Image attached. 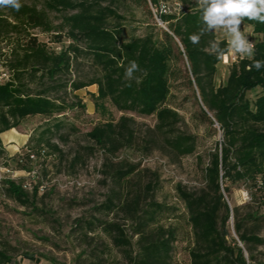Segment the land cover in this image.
<instances>
[{
	"label": "trees",
	"instance_id": "obj_1",
	"mask_svg": "<svg viewBox=\"0 0 264 264\" xmlns=\"http://www.w3.org/2000/svg\"><path fill=\"white\" fill-rule=\"evenodd\" d=\"M132 1L145 7L149 14L148 3L154 7L158 3L157 0ZM45 9L28 5H22L19 11L10 8L14 20L25 28L52 32L55 43L61 42L63 37L70 42L59 52L49 50L44 42L30 34L16 42L13 59L7 65L9 77L0 82V134L18 127L28 116L56 118V114L63 113L66 107L49 92L65 86L59 84L62 76L70 71L73 63L86 59L99 76L86 82L72 81L69 86L78 90L95 84L96 93L92 94L95 111L109 116L88 133L91 139L101 146L114 143L116 124L110 117L107 107L110 104L122 113L121 121L126 120L128 112L154 116L155 130L162 135L169 150L185 156L194 149V137L178 132L179 113L166 104L170 81L181 76L194 95L201 120L216 124L222 134L220 147L209 153L203 169V189L198 194L181 193L192 234L188 249L190 264H264V260L255 259L250 249V246L264 245V239L244 229V223L258 221L264 218V213L241 215L237 207L231 211L223 196V192L229 191L227 183L241 181L259 193L264 208V66L260 69L254 66L255 61H264V23L243 18L242 22L258 36L253 44L254 55L232 63L225 83L215 86L213 77L220 61L217 55L221 50L225 54L228 45L224 40L216 41L211 30L202 32L206 23L199 6L178 14L157 10L160 21L166 23L163 30L158 34L149 32L125 38L122 36L123 16L114 8L101 5L100 0H46ZM63 10L71 12L54 24L47 11ZM4 20L0 17V28L4 27ZM18 25H10L11 29L6 30L15 31ZM193 34L199 36L198 43L190 40ZM183 59L187 67L184 72L177 66ZM132 62L138 67L128 75ZM25 77L30 81L39 80L40 88H29ZM257 87L260 93L250 103L245 93ZM54 126L58 128L59 124ZM49 130L37 138L38 148L29 149L24 155L18 153L19 169L33 170L26 164L32 161L30 155L35 154L31 152L39 153L44 150L43 146L57 150L56 145L50 143V137L44 135ZM3 152L0 139V156ZM2 184L9 196L22 205L27 203L21 183L7 179ZM149 208L136 223L135 254L130 253L129 259L133 264H170L174 231L159 223L169 207L150 202ZM230 217L236 239L228 238L226 223ZM108 227L115 246L129 244L119 226L109 224ZM10 262L0 250V264Z\"/></svg>",
	"mask_w": 264,
	"mask_h": 264
},
{
	"label": "rangeland",
	"instance_id": "obj_2",
	"mask_svg": "<svg viewBox=\"0 0 264 264\" xmlns=\"http://www.w3.org/2000/svg\"><path fill=\"white\" fill-rule=\"evenodd\" d=\"M157 1L156 7L148 3L151 14L132 0H100V3L123 16L124 38L163 30L166 23L160 21L157 10L178 14L198 6L197 0H186L183 4L178 0ZM45 3L46 0H21L22 5L38 10L45 9ZM70 12L47 11V14L55 24ZM0 17L5 19L4 27L0 28V82L9 77L7 65L20 38L36 36L55 52L70 42L63 37L55 43L52 32L25 28L14 20L8 7L0 8ZM7 23L19 24L17 30H6L11 29ZM240 30L252 44L258 40L247 24L242 22ZM211 31L216 41L224 40L228 45L213 77L214 85L218 86L225 83L232 63L240 55L230 49L229 37L222 28ZM177 66L183 72L187 69L184 59ZM98 76L99 72L88 60L73 63L59 81L65 86L49 92L66 107L63 113L56 114V118L28 116L18 127L1 134L4 152L0 156V250L10 258L8 264H133L129 255L135 254L136 223L149 212L150 202H157L169 207L159 223L174 231L170 264H190L188 249L192 234L181 193L198 194L203 189V169L209 153L220 147L221 131L216 124L201 120L194 95L180 76L170 81L166 104L179 113L178 132L194 137L191 154L179 156L169 150L155 130L154 116L128 112L126 120L121 121L122 113L110 104L107 107L116 124L115 141L101 146L88 135L109 118L95 111L92 94L96 93V85L78 90L69 86L72 81L86 82ZM24 82L31 89L40 88L39 80L25 77ZM259 93L257 87L247 91L245 97L252 103ZM197 103L200 104L198 96ZM47 129L50 130L44 135L50 137L57 150L43 146L39 153L31 152L35 153L32 161L26 162L32 171L19 169L18 153L24 155L27 150L38 148L36 140ZM7 179L23 185L26 204H20L5 191L2 181ZM227 186L229 191L223 192V196L231 211L237 207L241 215L264 213L259 193L253 187L241 181ZM109 224L119 226L128 245L113 244ZM226 227L228 238L236 239L231 217ZM244 229L264 239V218L244 223ZM250 249L255 259L264 260V245Z\"/></svg>",
	"mask_w": 264,
	"mask_h": 264
},
{
	"label": "clouds",
	"instance_id": "obj_3",
	"mask_svg": "<svg viewBox=\"0 0 264 264\" xmlns=\"http://www.w3.org/2000/svg\"><path fill=\"white\" fill-rule=\"evenodd\" d=\"M198 6L203 10V21L206 28L203 31L212 29H223L229 37L230 49L243 57L251 58L254 55V45L247 39L240 30L243 18L258 20L264 23V0H197ZM12 8L16 11L22 7L21 0H0V8ZM193 43L199 42V36L193 34L189 37ZM224 55V50L218 53V57ZM257 69L264 66V61H255ZM132 62L127 74L137 68Z\"/></svg>",
	"mask_w": 264,
	"mask_h": 264
},
{
	"label": "built area",
	"instance_id": "obj_4",
	"mask_svg": "<svg viewBox=\"0 0 264 264\" xmlns=\"http://www.w3.org/2000/svg\"><path fill=\"white\" fill-rule=\"evenodd\" d=\"M239 55H240V54H239ZM239 58L241 59V58H243V56L240 55ZM30 157H33V155H30Z\"/></svg>",
	"mask_w": 264,
	"mask_h": 264
},
{
	"label": "crops",
	"instance_id": "obj_5",
	"mask_svg": "<svg viewBox=\"0 0 264 264\" xmlns=\"http://www.w3.org/2000/svg\"><path fill=\"white\" fill-rule=\"evenodd\" d=\"M2 134V133H1ZM1 134H0V138H1Z\"/></svg>",
	"mask_w": 264,
	"mask_h": 264
}]
</instances>
